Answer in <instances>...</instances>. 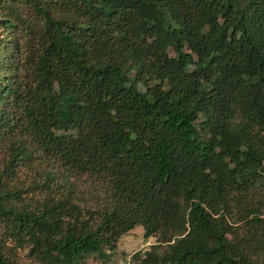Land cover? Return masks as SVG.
Here are the masks:
<instances>
[{"label": "trees", "instance_id": "16d2710c", "mask_svg": "<svg viewBox=\"0 0 264 264\" xmlns=\"http://www.w3.org/2000/svg\"><path fill=\"white\" fill-rule=\"evenodd\" d=\"M0 26V264L105 261L136 225L137 264H264V0H0Z\"/></svg>", "mask_w": 264, "mask_h": 264}, {"label": "rangeland", "instance_id": "374dc122", "mask_svg": "<svg viewBox=\"0 0 264 264\" xmlns=\"http://www.w3.org/2000/svg\"><path fill=\"white\" fill-rule=\"evenodd\" d=\"M5 31V28L0 26V37H3L4 39H10L11 36L7 35ZM13 50L14 47L8 48L7 52H3L2 50H0V64H3L0 66V68L7 66L5 60L13 52ZM80 185L85 191V196L90 199L91 193L88 192L93 190L88 187V182L80 180ZM98 196L100 197L101 195ZM155 243V237H144L143 227L141 225H136L133 229L123 234L118 239L117 246L113 251L109 253L105 261L97 258L96 255H90L84 257V259L79 264H137V260H132L133 253L136 251H140L141 253H143L145 250H148L152 244ZM164 249L165 245L160 248V251H163ZM18 257L22 264H34L33 259H31L27 255V248L20 249L18 251Z\"/></svg>", "mask_w": 264, "mask_h": 264}]
</instances>
